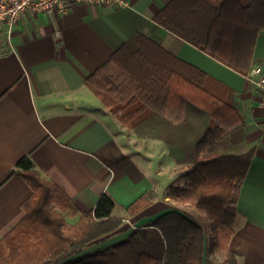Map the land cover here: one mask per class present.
<instances>
[{"label": "crops", "instance_id": "obj_1", "mask_svg": "<svg viewBox=\"0 0 264 264\" xmlns=\"http://www.w3.org/2000/svg\"><path fill=\"white\" fill-rule=\"evenodd\" d=\"M171 1L130 0L124 8L77 4L65 14L27 13L11 39L0 36V240L26 216L23 204L33 191L23 178L11 176L26 156L81 212L94 210L105 193L113 198V217L123 220V226L83 254L105 249L149 225L156 218L146 210L155 206L166 213L189 211L193 215H187L200 222L189 204L169 195L175 181L184 185L181 176L187 168L174 162L162 142L139 138L86 86L91 75L140 33L235 91L247 141L257 144V150L239 191L230 249L239 255L240 264H264L262 94L249 74L154 21ZM249 36L243 51L251 54L249 71L264 68V28ZM151 192L152 204L130 216L128 207Z\"/></svg>", "mask_w": 264, "mask_h": 264}, {"label": "trees", "instance_id": "obj_2", "mask_svg": "<svg viewBox=\"0 0 264 264\" xmlns=\"http://www.w3.org/2000/svg\"><path fill=\"white\" fill-rule=\"evenodd\" d=\"M259 15H264V0H172L154 21L248 75L251 54L243 51L249 34L264 28L250 25ZM86 86L139 138L162 142L174 162L187 168L181 176L184 185L172 187L169 195L207 217L211 239L207 244L196 219L171 211L120 242L83 254L123 226V220L113 217V198L105 193L94 210L81 212L26 156L11 176L23 178L33 193L23 204L25 218L0 240V264H205L215 251L225 252L221 264H240L230 242L239 191L257 144L247 141L235 91L140 33ZM154 199L153 192L141 197L128 214L138 215ZM68 217L78 220L70 224Z\"/></svg>", "mask_w": 264, "mask_h": 264}, {"label": "built area", "instance_id": "obj_3", "mask_svg": "<svg viewBox=\"0 0 264 264\" xmlns=\"http://www.w3.org/2000/svg\"><path fill=\"white\" fill-rule=\"evenodd\" d=\"M77 4L109 8L131 5L130 0H0V36L11 39L15 28L22 23L27 13L65 14ZM248 77L262 94L260 105L264 108V68H253Z\"/></svg>", "mask_w": 264, "mask_h": 264}, {"label": "rangeland", "instance_id": "obj_4", "mask_svg": "<svg viewBox=\"0 0 264 264\" xmlns=\"http://www.w3.org/2000/svg\"><path fill=\"white\" fill-rule=\"evenodd\" d=\"M257 10L258 9H256V11ZM250 21H251L250 25L253 28H259L260 26L264 25V15H259L256 19L254 18V19H251ZM173 185L174 186H179L181 184H179L178 182L175 181ZM184 212H185V210H184ZM192 212L196 216H199V219H200V222L199 223L203 226V228H204V230L206 232V235H207V244H208L209 243V240L211 239V236H212L211 235V231L209 229V225H208L209 221H208L207 217L204 216V215H202L201 213H199L198 210L193 209ZM164 213H166V211L165 212L164 211L162 212L161 211V208L158 207V206H155L153 208H150V209L146 210V214H151L152 217H153V219L154 218H157V217H159L161 215H163ZM186 213L189 214V215H193L189 211L186 212ZM67 219H68V222L70 224H75L77 222V220H78V219H73V218H70V217H68ZM108 245H109V243L107 244V246ZM224 261H225V252H223V251H215L214 253H212L211 255H209V257H207L205 264H211V263L221 264Z\"/></svg>", "mask_w": 264, "mask_h": 264}]
</instances>
